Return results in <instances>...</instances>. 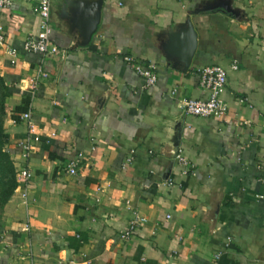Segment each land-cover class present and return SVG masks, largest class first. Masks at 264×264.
Instances as JSON below:
<instances>
[{"label": "crops", "instance_id": "1", "mask_svg": "<svg viewBox=\"0 0 264 264\" xmlns=\"http://www.w3.org/2000/svg\"><path fill=\"white\" fill-rule=\"evenodd\" d=\"M96 1L52 0L58 53L47 57L23 49L39 29L33 4L0 11V72L15 91L7 148L32 175L0 218V264H264V0H100L87 41L74 21L86 26ZM189 22L185 69L171 38ZM136 64L156 66V85ZM207 66L227 75L224 119L182 107L208 98ZM27 112L42 141L24 159ZM177 127L188 166L172 154ZM136 219L146 222L124 238Z\"/></svg>", "mask_w": 264, "mask_h": 264}, {"label": "built area", "instance_id": "2", "mask_svg": "<svg viewBox=\"0 0 264 264\" xmlns=\"http://www.w3.org/2000/svg\"><path fill=\"white\" fill-rule=\"evenodd\" d=\"M15 0H0V11L9 9L14 4ZM33 4L34 12L39 17V29L35 36L30 37L23 43V49L27 53L41 54L44 57L48 55H55L58 53V48L53 45L51 41V35L53 32L51 24V8L52 0H26ZM7 39L3 33V29L0 26V45L6 46ZM10 55L13 57L12 63L16 62L18 56V50L9 46L7 48ZM126 61L131 62L132 58H126ZM237 68V66H236ZM135 70L142 78L145 79L147 87H153L158 81L157 68L155 65L143 66L140 64L135 65ZM201 86L208 93L206 100H192L186 99L182 101V107L187 114L200 117V118H215L224 119L228 113V107L222 99V95L227 86V75L223 68L219 66H207L197 69ZM46 76L41 72L38 73L37 79L33 80V87L37 86L38 78ZM174 94L176 91L173 92ZM21 119L27 124V136L21 141V156L24 159H29L31 152L36 144L41 143L42 133L37 124L34 122L30 112L24 113ZM55 135V134H54ZM53 135V136H54ZM178 161L188 166L186 159L180 154L177 155ZM86 160V154L80 153L72 160L67 166V173L71 176L78 175V168L82 162ZM16 175L18 184L21 186L27 184L31 178V171L28 169H16ZM23 198L27 199V193H23ZM145 219L134 220L130 223L127 232L124 234V238H129L132 232L137 228L138 224L145 223Z\"/></svg>", "mask_w": 264, "mask_h": 264}, {"label": "trees", "instance_id": "3", "mask_svg": "<svg viewBox=\"0 0 264 264\" xmlns=\"http://www.w3.org/2000/svg\"><path fill=\"white\" fill-rule=\"evenodd\" d=\"M14 89L7 83L0 72V218L6 204L18 188L15 163L11 151L7 148L6 119L7 99L14 94Z\"/></svg>", "mask_w": 264, "mask_h": 264}, {"label": "water", "instance_id": "4", "mask_svg": "<svg viewBox=\"0 0 264 264\" xmlns=\"http://www.w3.org/2000/svg\"><path fill=\"white\" fill-rule=\"evenodd\" d=\"M100 6H101L100 0L94 3V7L91 9L92 14L94 13V18H91L90 22L85 24L86 26H82V22H83L82 19L79 20L77 19L76 21H74L75 23L79 24L80 28H83L84 30L83 36L87 41H90L92 39V36L97 29V25L99 23V17H100L99 14ZM171 45L173 46L172 49L175 48L176 51H179L180 48L183 49V46L185 47V49H183L182 52H176V53L177 54L179 53L178 57L181 58L182 62L184 63L185 69H188L189 66L191 65V61L193 59V56L197 48V33L194 30L191 22L188 23L186 29L179 31L172 36ZM178 127L174 133V141L172 145V150H173L172 154L175 157H177V155L180 152V139L182 135L181 130Z\"/></svg>", "mask_w": 264, "mask_h": 264}]
</instances>
